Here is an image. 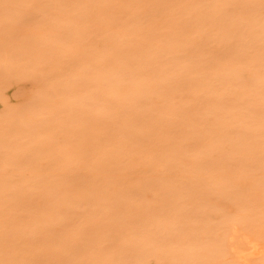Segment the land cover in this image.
<instances>
[{
  "label": "bare ground",
  "instance_id": "1",
  "mask_svg": "<svg viewBox=\"0 0 264 264\" xmlns=\"http://www.w3.org/2000/svg\"><path fill=\"white\" fill-rule=\"evenodd\" d=\"M0 264H264V0H0Z\"/></svg>",
  "mask_w": 264,
  "mask_h": 264
},
{
  "label": "rangeland",
  "instance_id": "2",
  "mask_svg": "<svg viewBox=\"0 0 264 264\" xmlns=\"http://www.w3.org/2000/svg\"><path fill=\"white\" fill-rule=\"evenodd\" d=\"M21 85L24 86V88H28V90H29V88H30V87H29V82H28V81H27V83H26V81H25V82H24V81L21 82ZM22 86H21V87H22ZM22 89H23V87H22ZM23 90H24L23 92H25L27 89H23ZM28 90H27V91H28ZM27 91H26V92H27Z\"/></svg>",
  "mask_w": 264,
  "mask_h": 264
}]
</instances>
